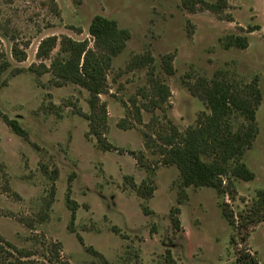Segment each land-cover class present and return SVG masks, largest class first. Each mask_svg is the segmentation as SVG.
I'll use <instances>...</instances> for the list:
<instances>
[{"label":"rangeland","instance_id":"obj_1","mask_svg":"<svg viewBox=\"0 0 264 264\" xmlns=\"http://www.w3.org/2000/svg\"><path fill=\"white\" fill-rule=\"evenodd\" d=\"M205 1L221 12L199 0H0V49L11 61L0 74V264H264V0ZM97 15L127 32L110 60L90 32ZM66 39L87 43L83 76L102 65L106 112L90 107L83 83L57 76ZM255 89L249 137L246 114L224 108L222 93ZM229 135L242 136L243 154L225 165L215 138ZM195 154L226 170L185 186L178 160ZM238 164L254 177H239ZM144 183L153 185L145 197Z\"/></svg>","mask_w":264,"mask_h":264},{"label":"trees","instance_id":"obj_2","mask_svg":"<svg viewBox=\"0 0 264 264\" xmlns=\"http://www.w3.org/2000/svg\"><path fill=\"white\" fill-rule=\"evenodd\" d=\"M201 4H204L208 9L212 10L213 12L220 13L221 12V5L217 3H210L205 0H199ZM90 32L91 34L95 37V39L100 42V44L103 46V48L107 51V57L106 60H110L113 55H117L121 52V50L124 48L125 43H124V36H127V32L125 30H121L117 24V22L114 19L107 18L102 15H97L93 18V21L90 26ZM54 40V38L50 37L46 39V43H42L40 46V50L38 55L40 57H44L45 55H48L47 49H45V44L49 43L50 41ZM63 40L62 41V47L61 50L58 54V63L60 66H64V71H59L55 69L57 72V76L63 80V82H68V81H76L83 83L84 86L90 91L91 98L89 100L90 107L92 109H96L98 106L102 111L106 112L104 104H99L98 99H99V94L102 92V87L99 85L97 77V73H100L102 70V65L98 64L95 65V67H91L88 69H85V74H81V71L79 69L80 67V62L81 58L83 55V52L87 50V43L86 42H76L73 40ZM233 44H236L237 46L240 47H247L248 46V38L246 36L241 37V36H236L234 38V41H231ZM0 46H1V41H0ZM89 53H93L92 49H88ZM88 53V54H89ZM15 56H17L16 53H14ZM88 54H86L85 59L87 60ZM57 60V59H55ZM57 66L55 62H53L52 67ZM11 66V61L7 58L6 53L0 49V74ZM93 79V82H92ZM96 82V83H94ZM57 84L59 81H57ZM256 89L252 91V96L254 97H245L241 98L239 96H234V95H229L228 96L224 93L223 95V103L222 105L224 108H226L229 104H232L235 108L240 109L246 114V117L250 121V133L249 137L251 136L252 132L254 133L256 131V110L259 107L261 103V95L259 92H256ZM88 116V115H87ZM92 121L91 125V131L94 132V134L98 137L99 142H102L103 147L105 149L111 148V144L107 142L105 137H102V134L99 130L96 129L95 125V119L93 116L89 117ZM4 120L6 123L12 128L14 132L17 134L23 136V137H28L27 131L21 126L18 120L16 119H11L7 115H4ZM215 139L218 140L217 146L219 147L218 152H219V160L223 164L229 163L230 159H237L243 154V145H242V136L240 135H233V136H227L223 137L222 139L219 137H216ZM169 142L167 143L170 146L179 144L180 141L174 138L168 139ZM246 139L244 140V142ZM186 151L190 154L193 152L192 149H186ZM180 166L185 169L183 170L184 172V177H185V186H189L192 183H200V184H206L209 185V180L205 179L203 180V177L200 176V178H197V175L203 174L205 171H209L213 174L216 172L218 174H222L224 170H226L224 165L218 164L217 166L214 165H209L208 163L203 162L199 155L195 154V157L187 160L186 163H182L181 160H178ZM194 167V172H188L187 168ZM238 171H236V174L246 180L252 179L254 177V173L249 170L248 168L245 167L244 164H238L237 165ZM195 173V174H194ZM152 189L153 185L149 183H144L137 187V190L140 195L143 197L148 196L150 193L152 194ZM182 196L184 198L187 197L186 191H182ZM67 204L70 207L72 211V219L76 217V210H77V203L70 198L68 195L67 197ZM175 212H179L180 208L176 207L174 208ZM174 225L176 227L180 226V220L178 217L173 218ZM0 248H3L0 246ZM2 249H0L1 253Z\"/></svg>","mask_w":264,"mask_h":264}]
</instances>
